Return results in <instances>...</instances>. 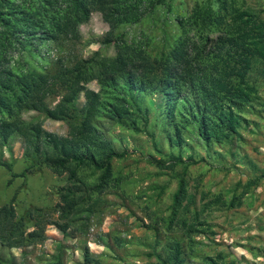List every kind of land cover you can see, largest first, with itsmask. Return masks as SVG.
I'll return each mask as SVG.
<instances>
[{
    "label": "trees",
    "instance_id": "1",
    "mask_svg": "<svg viewBox=\"0 0 264 264\" xmlns=\"http://www.w3.org/2000/svg\"><path fill=\"white\" fill-rule=\"evenodd\" d=\"M160 5L172 11V0H0V149L19 135L28 159L19 172L13 171L10 161L0 160L8 172L6 183L42 165L65 174V182L56 186L57 200L50 206L29 205L18 213L12 204L15 190L0 205V249L22 242L30 224L52 223L64 235L84 232L91 215L102 208L104 192L125 190L127 174L113 170L112 161L124 158L129 150L120 147L101 118L134 133L143 130L161 155L147 156L156 167L204 159L193 154L183 158L181 151H173L172 147L185 143L184 131H193L207 150L242 138L243 113L254 112L257 103H264L259 101L264 85V7L247 0H195L184 13L173 15L178 34L151 55L143 46L127 41L117 28L140 22ZM94 10L108 26L101 42L112 43L113 54L94 50L74 58L69 66L60 62L43 87L21 98L13 88L19 73L10 64L12 52L29 45L36 48L45 39L76 44L79 23ZM81 70L89 79L95 78L99 88L91 100L76 106L84 87L75 79ZM47 97H56L52 106ZM150 109L160 119L172 149L168 153L159 146L155 132L145 127ZM27 110L60 114L67 127L65 135L45 129L34 116L23 117ZM83 169L90 178L81 177ZM193 201L180 177L171 193L169 215L161 217L167 231L177 226L189 237L208 232L198 217L202 209L186 215ZM155 233L157 239L146 254L154 262L146 264H183L180 237L167 235L158 254L159 234ZM12 258L0 253V264H13ZM61 258L59 246L50 260L39 264H62Z\"/></svg>",
    "mask_w": 264,
    "mask_h": 264
},
{
    "label": "rangeland",
    "instance_id": "2",
    "mask_svg": "<svg viewBox=\"0 0 264 264\" xmlns=\"http://www.w3.org/2000/svg\"><path fill=\"white\" fill-rule=\"evenodd\" d=\"M194 1L172 0V11L160 5L153 15L138 23L121 25L117 30L123 31L127 41H134L153 55L178 34L173 15L184 13ZM247 1L264 7V0ZM100 14L94 10L87 20L79 23V40L74 45L45 39L36 48L29 45L12 52L9 61L19 73L13 86L15 92L25 98L39 90L60 62L69 66L74 58L88 56L94 50L112 55V43L101 42L108 26ZM75 79L84 85L75 100V105L80 106L92 99V92L98 90L99 84L95 78L89 79L84 70L79 71ZM259 93V101H264V85ZM46 101L52 106L56 97H47ZM255 107L254 112L243 113L246 122L239 127L242 138L231 143L213 145L207 150L193 131H184L185 143L172 147L173 151H181L183 158L193 154L204 159L170 167L149 163V153L156 158L161 155L154 150L143 130L134 133L101 118L102 126L110 129L120 147L126 146L129 150L124 158L112 161L113 170L127 174L125 190L104 192L102 208L91 215L84 232L73 230L64 235L52 223L30 224L25 239L10 248L0 249L1 255L4 258L11 255L13 264H39L50 260L60 246L62 264H146L154 262V257L146 254L154 246L155 231H158L156 252L164 250L162 241L167 235L180 237L186 258L183 264H211L213 261L264 264L261 255L264 249V103H257ZM156 114L154 109L149 110L145 127L155 132L159 146L168 153L172 149ZM21 115L34 116L47 130L60 135L66 133L67 127L60 114L27 110ZM118 137L122 140L118 141ZM0 160L10 161L14 172L28 163L25 144L19 135L10 139L8 147L0 149ZM87 174L83 169L81 177L90 178ZM180 177H184L186 190L194 200L188 203L186 215L190 216L194 209H202L198 217L204 220L201 226L208 228L207 233L195 232L189 237L177 230V226L166 230L167 224L161 217L169 215L171 193ZM7 179L8 172L0 166V205L8 202L15 190L12 204L21 213L29 205H52L57 200L56 186L65 182V174H56L42 165L37 170L25 172L23 177L14 176L9 184ZM233 194L234 204L230 206L228 202Z\"/></svg>",
    "mask_w": 264,
    "mask_h": 264
}]
</instances>
